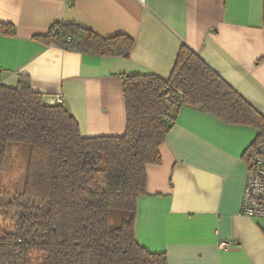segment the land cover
I'll list each match as a JSON object with an SVG mask.
<instances>
[{"label": "crops", "instance_id": "1", "mask_svg": "<svg viewBox=\"0 0 264 264\" xmlns=\"http://www.w3.org/2000/svg\"><path fill=\"white\" fill-rule=\"evenodd\" d=\"M264 0H0L2 83L20 73L47 99L62 98L83 137L122 135L126 111L120 75L166 78L181 45L195 51L264 116ZM57 22L108 37L125 34L124 55H95L46 43ZM255 127L227 123L183 104L163 142L160 163L145 166L134 236L168 264H264V217L241 212L246 148ZM222 240L229 246H218Z\"/></svg>", "mask_w": 264, "mask_h": 264}, {"label": "trees", "instance_id": "2", "mask_svg": "<svg viewBox=\"0 0 264 264\" xmlns=\"http://www.w3.org/2000/svg\"><path fill=\"white\" fill-rule=\"evenodd\" d=\"M264 28V2H263ZM13 23L0 32L14 35ZM46 43L95 55H124L125 34L102 37L73 22L52 24ZM126 111L122 135L83 137L64 102L48 103L20 73L14 86L0 70V205L12 226L0 230V264H168L134 236L146 170L183 104L264 138V116L195 51L181 45L169 75H120ZM255 140V141H256ZM21 155L17 178L3 182L7 160Z\"/></svg>", "mask_w": 264, "mask_h": 264}, {"label": "built area", "instance_id": "3", "mask_svg": "<svg viewBox=\"0 0 264 264\" xmlns=\"http://www.w3.org/2000/svg\"><path fill=\"white\" fill-rule=\"evenodd\" d=\"M66 4L72 0H63ZM143 2L144 0H139ZM48 103L63 102L59 96ZM247 172L241 198V212L253 216L264 217V138L254 141L243 153ZM231 241L222 240L218 246L225 248Z\"/></svg>", "mask_w": 264, "mask_h": 264}, {"label": "rangeland", "instance_id": "4", "mask_svg": "<svg viewBox=\"0 0 264 264\" xmlns=\"http://www.w3.org/2000/svg\"><path fill=\"white\" fill-rule=\"evenodd\" d=\"M21 155L15 153L13 148L12 155L7 160V169L6 172H3V182L11 183L17 178V174H19V168L22 166ZM12 226L11 216L9 213L0 205V230L4 228H9Z\"/></svg>", "mask_w": 264, "mask_h": 264}]
</instances>
